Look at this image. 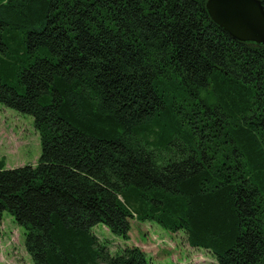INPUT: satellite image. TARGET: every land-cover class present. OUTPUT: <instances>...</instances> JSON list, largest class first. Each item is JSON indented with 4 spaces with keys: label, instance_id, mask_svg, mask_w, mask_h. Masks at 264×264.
Listing matches in <instances>:
<instances>
[{
    "label": "trees",
    "instance_id": "1",
    "mask_svg": "<svg viewBox=\"0 0 264 264\" xmlns=\"http://www.w3.org/2000/svg\"><path fill=\"white\" fill-rule=\"evenodd\" d=\"M208 1L0 0V105L41 141L37 165L0 162V225L34 264H150L94 232L133 221L264 264V46Z\"/></svg>",
    "mask_w": 264,
    "mask_h": 264
},
{
    "label": "rangeland",
    "instance_id": "2",
    "mask_svg": "<svg viewBox=\"0 0 264 264\" xmlns=\"http://www.w3.org/2000/svg\"><path fill=\"white\" fill-rule=\"evenodd\" d=\"M40 155V135L33 118L0 105V162L5 160L8 169L35 166ZM94 232L106 240L111 252L127 245L141 248L150 264H219L212 253L191 248L184 233L172 234L156 223L133 221L129 241L103 225ZM0 264H34L26 251L25 229L8 212L0 225Z\"/></svg>",
    "mask_w": 264,
    "mask_h": 264
},
{
    "label": "water",
    "instance_id": "3",
    "mask_svg": "<svg viewBox=\"0 0 264 264\" xmlns=\"http://www.w3.org/2000/svg\"><path fill=\"white\" fill-rule=\"evenodd\" d=\"M213 22L234 40L264 46V6L261 0H209Z\"/></svg>",
    "mask_w": 264,
    "mask_h": 264
}]
</instances>
